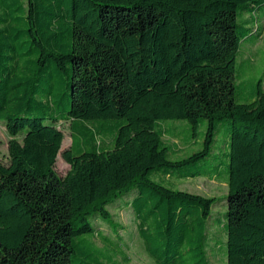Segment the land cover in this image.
<instances>
[{
    "label": "trees",
    "instance_id": "1",
    "mask_svg": "<svg viewBox=\"0 0 264 264\" xmlns=\"http://www.w3.org/2000/svg\"><path fill=\"white\" fill-rule=\"evenodd\" d=\"M263 21L264 0H0V264H118L101 261L114 243L96 221L119 228V202L156 264H211L215 250L264 264V78L238 71ZM176 121L202 140L184 158L164 138ZM222 174L225 213L170 182Z\"/></svg>",
    "mask_w": 264,
    "mask_h": 264
},
{
    "label": "rangeland",
    "instance_id": "2",
    "mask_svg": "<svg viewBox=\"0 0 264 264\" xmlns=\"http://www.w3.org/2000/svg\"><path fill=\"white\" fill-rule=\"evenodd\" d=\"M264 31V21L260 23ZM255 66L248 68L249 61ZM238 62H242L238 71H243L241 77L254 79L257 77L264 78V34L255 45H245L242 48L241 54L238 57ZM240 73V72H239ZM59 127L64 131V140L62 148L57 158L56 171L61 177H65L71 170V166L63 159L62 153L69 148L71 144V131L69 122L59 123ZM163 127L170 132L174 129V134L179 138H174L172 134L164 136L166 142L173 148L174 158H184L201 149L202 140L195 141L186 138L188 132L185 129L184 121H176L175 123H164ZM226 124H221L218 131L216 142L213 146V152L217 153L218 160L221 162V171H223L227 164L228 158L225 156L228 151V138L225 132ZM205 130V126L201 127V131ZM202 134L200 135V138ZM10 135L4 122H0V160L3 164H8L9 157V143ZM225 175V174H224ZM224 175L220 179L211 180L208 177H196L187 179H173L171 184L177 189L188 191L195 194L204 195L207 197H216L217 202L213 206V212L227 211V194L228 185L224 179ZM167 182V181H166ZM168 183V182H167ZM113 214L114 221L120 226L119 228H112L107 221L97 220L96 224L103 235L113 240L114 246L109 247L108 251L102 255L101 261L105 263H112L118 261V264H156L154 259L147 253L145 245L141 237L138 235L137 222L133 217L130 207L119 202L110 207ZM211 232L219 235L225 240V234L218 227H210ZM96 244L104 248L105 244L99 237H95ZM118 247H122L127 257L119 253ZM211 264H226V258L223 252L218 250L210 251L209 253Z\"/></svg>",
    "mask_w": 264,
    "mask_h": 264
},
{
    "label": "crops",
    "instance_id": "3",
    "mask_svg": "<svg viewBox=\"0 0 264 264\" xmlns=\"http://www.w3.org/2000/svg\"><path fill=\"white\" fill-rule=\"evenodd\" d=\"M244 46H245V45H244ZM244 46H243V47H244ZM247 46H248V45H247ZM243 47H242V48H243Z\"/></svg>",
    "mask_w": 264,
    "mask_h": 264
}]
</instances>
